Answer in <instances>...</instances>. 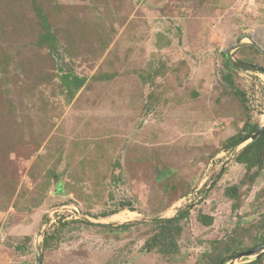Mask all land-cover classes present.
I'll list each match as a JSON object with an SVG mask.
<instances>
[{
    "label": "rangeland",
    "instance_id": "obj_1",
    "mask_svg": "<svg viewBox=\"0 0 264 264\" xmlns=\"http://www.w3.org/2000/svg\"><path fill=\"white\" fill-rule=\"evenodd\" d=\"M246 34L233 59L264 68V0H0V264H231L264 244V153L228 144L264 124V74L224 53Z\"/></svg>",
    "mask_w": 264,
    "mask_h": 264
},
{
    "label": "trees",
    "instance_id": "obj_2",
    "mask_svg": "<svg viewBox=\"0 0 264 264\" xmlns=\"http://www.w3.org/2000/svg\"><path fill=\"white\" fill-rule=\"evenodd\" d=\"M45 38L50 43H56L55 38L52 37V35L49 33L46 34ZM228 64H229V60H228ZM227 79H228V83L230 84V86L233 87L234 84H233L232 78L229 77ZM85 81H86L85 78L77 77L73 73H65L62 75V84H63V86L66 87L67 91L70 93H73V92L77 91L78 89H80L84 85ZM237 92H239V91H237ZM258 127L259 126L257 124L246 123L242 127V129L239 133H237L236 135H234L228 139V144L231 147V149L232 148L235 149L240 144H242L247 138H249L256 131V129ZM250 152H254L256 155L264 153V133L262 135H260L257 139H255L254 141H250L249 143H247L243 147L241 153L237 157L238 161L239 162H247L249 160V157L247 156V154ZM127 205H129V203L123 204V207H125ZM189 214H190V211H189V208H187L184 211L179 212L177 216L173 217L172 219H167L164 222L172 223L176 220L187 218L189 216ZM129 226L130 225L125 224V225H122L120 227L121 228H127ZM179 229L180 228H178V231H179ZM239 252H241V251H239ZM233 253H236V252H233ZM256 261L258 262L259 259Z\"/></svg>",
    "mask_w": 264,
    "mask_h": 264
},
{
    "label": "water",
    "instance_id": "obj_3",
    "mask_svg": "<svg viewBox=\"0 0 264 264\" xmlns=\"http://www.w3.org/2000/svg\"><path fill=\"white\" fill-rule=\"evenodd\" d=\"M249 39L253 44V38L252 35L250 34H246V35H242L238 38L236 45L229 47L227 49H225L224 53L226 54L228 60H229V64L231 66H233L234 68H243L246 70H251V71H255V72H259V73H263L264 74V68L260 67V66H255V65H251V64H247V63H243L241 61H236L233 59L231 52L233 50H235L236 48H238L241 44V42L244 39ZM264 133V124L259 126L256 131L249 137L247 138L242 144H244L247 141H254L255 139H257L260 135H262ZM240 144V145H242ZM239 145V146H240ZM256 255L257 254V258H260L262 255H264V244L259 245L258 247H255V249L249 250L245 253H240L237 255H233L232 257L228 258V262H231V264H234V261L238 260V259H243L246 257H250L252 255ZM39 262H41V258L39 259ZM227 262V263H228ZM226 261H222L220 264H225ZM41 264V263H40ZM230 264V263H229Z\"/></svg>",
    "mask_w": 264,
    "mask_h": 264
}]
</instances>
